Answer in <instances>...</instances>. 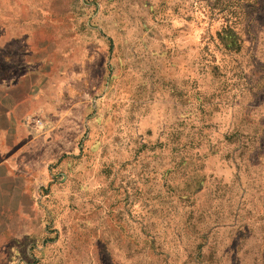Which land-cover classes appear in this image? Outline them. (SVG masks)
I'll list each match as a JSON object with an SVG mask.
<instances>
[{
    "label": "rangeland",
    "instance_id": "rangeland-1",
    "mask_svg": "<svg viewBox=\"0 0 264 264\" xmlns=\"http://www.w3.org/2000/svg\"><path fill=\"white\" fill-rule=\"evenodd\" d=\"M79 3L104 80L24 264H264V0Z\"/></svg>",
    "mask_w": 264,
    "mask_h": 264
},
{
    "label": "crops",
    "instance_id": "crops-1",
    "mask_svg": "<svg viewBox=\"0 0 264 264\" xmlns=\"http://www.w3.org/2000/svg\"><path fill=\"white\" fill-rule=\"evenodd\" d=\"M82 12L79 0H0V264H24L48 236L46 186L79 168L106 64Z\"/></svg>",
    "mask_w": 264,
    "mask_h": 264
}]
</instances>
